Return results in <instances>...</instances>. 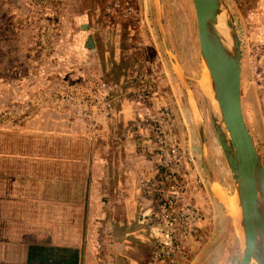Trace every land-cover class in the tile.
I'll use <instances>...</instances> for the list:
<instances>
[{
  "label": "crops",
  "instance_id": "1",
  "mask_svg": "<svg viewBox=\"0 0 264 264\" xmlns=\"http://www.w3.org/2000/svg\"><path fill=\"white\" fill-rule=\"evenodd\" d=\"M27 1L46 5V0ZM88 1V10H60L59 41L65 51L60 65L67 73L60 76L59 106L52 104L51 70L37 75L35 61L20 60L15 39L32 22L30 16L22 26L14 21L23 1L6 5L15 15L9 33L4 22L0 25V50L13 40L18 56L11 63L0 59V74L10 66L13 84L10 91L0 85V97L10 93L19 98L24 81L36 93V83L43 81L49 92L42 94L49 99L22 107L30 111L22 121H0V264H146L153 241L141 219L153 209L155 197L143 183L157 179L159 170L143 116L163 120L168 138L178 141L186 154L194 146L204 150L205 129L196 123L199 110L189 107L190 127L180 117L178 91L164 88L165 81L179 82L173 62L171 74L153 71L149 76L150 103L143 106L138 100V59L123 67L130 47L118 40L117 27L101 22L104 13L97 1ZM104 1L102 8L116 0ZM47 9L38 6L34 11L51 19ZM45 24L41 43L38 31L31 29V51L44 46L46 34L54 31ZM88 38L92 49L85 47ZM72 54L75 58L68 63ZM102 84L112 90L105 92ZM2 103L1 115L7 109Z\"/></svg>",
  "mask_w": 264,
  "mask_h": 264
},
{
  "label": "rangeland",
  "instance_id": "2",
  "mask_svg": "<svg viewBox=\"0 0 264 264\" xmlns=\"http://www.w3.org/2000/svg\"><path fill=\"white\" fill-rule=\"evenodd\" d=\"M9 1L0 0V25L4 22L5 29L11 27L12 15H15L12 10L6 8ZM20 1H23L20 6L21 13L14 21L18 26H22L30 16L32 21L30 28L34 30L33 27H35L38 31L36 37L38 36L39 43L42 41L39 40L42 36L39 32L44 24L53 26L54 31L46 34V44L36 47L35 51H31V47L28 46L31 29L27 25L24 24L20 36L18 35L15 40L20 42L18 46L20 60H27L29 57L35 61L37 75L44 73V70L46 73L51 70L48 79H51L52 104L59 106L63 102L60 92H57L60 90L59 83L62 79L60 76L67 73L60 65L62 63L60 59L65 58L64 46L61 45V39L59 41L60 10L66 7L68 11L79 8L88 10L89 1L69 0L63 3L61 0H46V5L27 0ZM96 1L104 13L100 16L101 22L104 25L117 27L120 31L118 40L130 47L126 51L123 67L128 69L127 65L130 64L131 59L139 61L136 81H139L138 100L141 104L148 106L150 103L149 76L153 71L163 73L164 76L171 74L172 61L173 69L180 78L179 82L165 81V90L172 86L176 88L180 117L190 127L192 123L188 115L189 107L194 111L199 110L201 114L196 116V123L202 124L205 129L204 150L202 148L201 151L198 146H194L191 154H187L190 160L185 161L183 167L179 168V172L191 186V192L185 198L184 204L192 205L200 214V218L196 223L194 234L188 238L187 256L178 259L176 264H238L243 251L242 231L238 225L234 224L230 208L215 195L217 187L222 189L225 198L236 193L232 175L214 131L207 95L201 86L204 78V64L199 54L192 0H116L109 1L110 4H106L108 6L103 8L105 1ZM38 6L42 8L48 6L47 10L52 11L51 19H45L42 12H35ZM224 6L223 12L230 18L240 50L241 111L264 168V0H224ZM221 17L224 31H226L225 19L223 15ZM10 30L8 28V33ZM12 42L13 40H9L4 45V50H0V59L4 57L9 60V63L12 58L18 56ZM74 56L72 54L68 57V63H72ZM4 69H8V72L3 71L4 73L0 74V78L5 79L4 82H0V85L3 86L4 91H10L13 85L12 69L10 66H4ZM111 74H113L112 77L116 76L114 72ZM42 82L36 83V93L31 92L32 90L28 89V84L24 81L20 82L21 90L24 91L19 98H12L10 93L0 97L3 106L7 108L5 113L0 114V121L2 119L8 121L5 118H9L10 121H16V119L22 121L23 117H27L30 113L28 109L25 110L22 107H37L47 103L48 93L46 95L42 93L44 89L49 91ZM75 91L71 90V92ZM81 97L77 98L82 99ZM72 98L76 99V97ZM70 103L76 105V101H70ZM86 107L89 108L87 105ZM53 109L58 111L55 107ZM73 114L75 115L71 113L72 116ZM146 117H149L147 121L150 122L151 118L149 114H146L141 121L143 124L146 122ZM152 241L153 249L154 240Z\"/></svg>",
  "mask_w": 264,
  "mask_h": 264
},
{
  "label": "water",
  "instance_id": "3",
  "mask_svg": "<svg viewBox=\"0 0 264 264\" xmlns=\"http://www.w3.org/2000/svg\"><path fill=\"white\" fill-rule=\"evenodd\" d=\"M199 54L210 79L213 99L207 94L214 131L232 175L240 208L243 251L238 264H264V168L246 128L240 104V50L237 37L226 17L224 0H192ZM223 15L230 35L227 50L215 25ZM92 49L91 38L85 45ZM202 137V128H200ZM260 194L262 209H258Z\"/></svg>",
  "mask_w": 264,
  "mask_h": 264
},
{
  "label": "built area",
  "instance_id": "4",
  "mask_svg": "<svg viewBox=\"0 0 264 264\" xmlns=\"http://www.w3.org/2000/svg\"><path fill=\"white\" fill-rule=\"evenodd\" d=\"M100 88L105 92L112 90L106 84ZM148 118L143 125L150 131L159 174L157 179L143 183L147 192L155 197L153 209L141 219V223L149 226L154 240L146 264H176L178 259L187 256L188 238L194 234L200 218L192 205L184 204L191 186L179 168L190 159L178 141L168 138L163 120L150 117L148 122Z\"/></svg>",
  "mask_w": 264,
  "mask_h": 264
},
{
  "label": "bare ground",
  "instance_id": "5",
  "mask_svg": "<svg viewBox=\"0 0 264 264\" xmlns=\"http://www.w3.org/2000/svg\"><path fill=\"white\" fill-rule=\"evenodd\" d=\"M215 29L217 31V34L219 35V37L221 38V41L223 43V45L225 46V48L230 49V35L228 33V31H224V26H223V19L220 16H218L217 18V23L215 25ZM204 78L201 81V86L205 92V94H207L208 96H211V98L213 99V93H212V87H211V79L209 76V73L204 65ZM213 103L215 104V106H217V103L214 101L213 99ZM218 109V108H217ZM215 195L217 197L218 200H220L221 202L225 203L231 211V218L233 219L234 224L240 229V216H241V212H240V208L238 205V200H237V195H233L231 197L225 198L224 193L222 192V189L220 187H217L215 190ZM257 204H258V209L261 212V197L260 194H258L257 196ZM249 264H255V262L253 260H251V262Z\"/></svg>",
  "mask_w": 264,
  "mask_h": 264
}]
</instances>
